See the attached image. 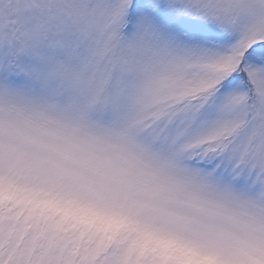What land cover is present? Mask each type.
I'll list each match as a JSON object with an SVG mask.
<instances>
[{
    "label": "snow or ice",
    "instance_id": "snow-or-ice-1",
    "mask_svg": "<svg viewBox=\"0 0 264 264\" xmlns=\"http://www.w3.org/2000/svg\"><path fill=\"white\" fill-rule=\"evenodd\" d=\"M0 264H264V0H0Z\"/></svg>",
    "mask_w": 264,
    "mask_h": 264
}]
</instances>
